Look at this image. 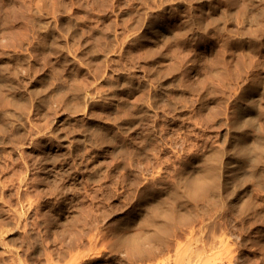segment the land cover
Returning <instances> with one entry per match:
<instances>
[{
	"label": "rangeland",
	"instance_id": "rangeland-1",
	"mask_svg": "<svg viewBox=\"0 0 264 264\" xmlns=\"http://www.w3.org/2000/svg\"><path fill=\"white\" fill-rule=\"evenodd\" d=\"M0 264H264V0H0Z\"/></svg>",
	"mask_w": 264,
	"mask_h": 264
},
{
	"label": "bare ground",
	"instance_id": "bare-ground-1",
	"mask_svg": "<svg viewBox=\"0 0 264 264\" xmlns=\"http://www.w3.org/2000/svg\"><path fill=\"white\" fill-rule=\"evenodd\" d=\"M184 38H185V37H184ZM180 39H181V38H180ZM227 40H228V39H227ZM230 40H231V38H230ZM230 40H229V41H230ZM235 41H236V40H235ZM235 41H233V42H235ZM184 42H185V41H184ZM184 42H183V43H184ZM231 42H232V41H231ZM231 42H229V43H231ZM236 42H238V40H237ZM236 42H235V43H236ZM227 43H228V42H226V44H227ZM239 43H240V41H239ZM180 44H182L181 41H180ZM226 44H225V45H226ZM231 44H232V43H231ZM233 44H234V43H233ZM229 45H230V44H229ZM238 45H239V44H238ZM239 46H240V45H239ZM239 46H238V47H239ZM222 55L225 56L224 54H222ZM223 56H221V58H222L224 61H226V63H227V60H225V59H224L225 57L223 58ZM241 56H243V54H242ZM245 57H246V56H245ZM221 58L219 57V58H217V60H218V59H221ZM226 58H227V57H226ZM239 58H240V57H239ZM239 58H238V60L243 59V58H240V59H239ZM250 59H251V58H250ZM250 59H249V60H250ZM243 60H245L246 62L248 61V60H246V58L243 59ZM243 60H242V61H243ZM219 61H220V60H219ZM252 61H253V60H252ZM250 62H251V60L249 61V63H250ZM217 63H218V62H217ZM222 63H223L222 61H221V64L219 63V64H220V67L222 66ZM224 63H225V62H224ZM224 63H223V64H224ZM226 63H225V64H226ZM239 63H241V62L239 61ZM242 63H243V62H242ZM242 63H241V64H242ZM249 63H248V64H249ZM219 64H218V66H219ZM211 65H212V64H211ZM214 65H216V64H213V66H210V67H214ZM226 65H228V67H230L231 69L233 68V67H231V65H229V64H226ZM226 65H225V66H226ZM216 66H217V65H216ZM225 66H223V67H225ZM220 67H218V69H217V67H215V69H217L216 71H218V74H217V72H216V74H217L218 76H219V73H221V72H219V70L221 69ZM228 67H227V68H228ZM219 68H220V69H219ZM215 69L213 68V70H212V69L210 70V74L213 75V76H216V75H214V73H215L214 70H215ZM223 69H224V68H223ZM231 69H229V72H230ZM224 70H226V69H224ZM211 71H213V72L211 73ZM220 71H221V70H220ZM231 71H232V70H231ZM224 72H225V71H224ZM224 72H223V73H224ZM229 72L227 71L226 73H229ZM220 75H221V74H220ZM226 75H229V74H225V76H226ZM222 76H223V74H222L220 77H221V78L225 77V76H223V77H222ZM211 77H212V76H211ZM211 77H210V78H211ZM220 77L217 78V76H216V77H215V80H216V78H217V80L220 79ZM213 78H214V77H213ZM213 80H214V79H212V81H213ZM159 252H160V251H159ZM159 252H158V250H156V249H155V250L152 249L150 254H153L152 256L154 257V256H156L155 253H159ZM157 255H158V254H157Z\"/></svg>",
	"mask_w": 264,
	"mask_h": 264
}]
</instances>
